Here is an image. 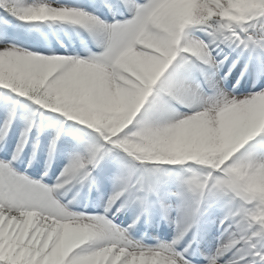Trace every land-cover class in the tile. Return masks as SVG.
I'll list each match as a JSON object with an SVG mask.
<instances>
[{
	"label": "snow or ice",
	"instance_id": "obj_1",
	"mask_svg": "<svg viewBox=\"0 0 264 264\" xmlns=\"http://www.w3.org/2000/svg\"><path fill=\"white\" fill-rule=\"evenodd\" d=\"M0 264H264V0H0Z\"/></svg>",
	"mask_w": 264,
	"mask_h": 264
}]
</instances>
